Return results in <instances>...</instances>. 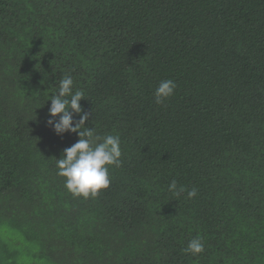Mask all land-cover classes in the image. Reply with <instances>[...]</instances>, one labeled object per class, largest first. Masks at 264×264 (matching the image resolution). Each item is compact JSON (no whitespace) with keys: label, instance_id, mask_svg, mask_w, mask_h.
<instances>
[{"label":"trees","instance_id":"trees-1","mask_svg":"<svg viewBox=\"0 0 264 264\" xmlns=\"http://www.w3.org/2000/svg\"><path fill=\"white\" fill-rule=\"evenodd\" d=\"M63 75L120 137L94 198L57 175ZM0 264H264V0H0Z\"/></svg>","mask_w":264,"mask_h":264},{"label":"clouds","instance_id":"clouds-1","mask_svg":"<svg viewBox=\"0 0 264 264\" xmlns=\"http://www.w3.org/2000/svg\"><path fill=\"white\" fill-rule=\"evenodd\" d=\"M74 81L71 75H63L59 81L58 91L49 97L51 106L48 110L49 119L47 126L51 127L57 136L66 133L77 134L79 139L71 147L64 149L60 159L56 160L57 175L64 178V187L74 198L96 197L101 190L110 185L109 167H120L121 148L119 135L95 134L94 128L85 127L88 121V113L83 112L81 100L84 98L82 90H73ZM176 84L172 79L160 81L155 92L154 99L157 105H162L168 98L174 95ZM74 115L80 118L74 121ZM169 191L176 196L181 195L186 189L177 187L173 180L169 185ZM197 196V190H187V198ZM186 254L199 255L204 251L202 238L197 236L189 241Z\"/></svg>","mask_w":264,"mask_h":264}]
</instances>
